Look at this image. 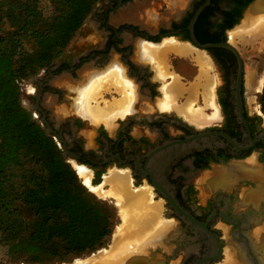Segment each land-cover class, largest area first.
Instances as JSON below:
<instances>
[{
    "label": "flooded vegetation",
    "instance_id": "1",
    "mask_svg": "<svg viewBox=\"0 0 264 264\" xmlns=\"http://www.w3.org/2000/svg\"><path fill=\"white\" fill-rule=\"evenodd\" d=\"M253 2L252 8L264 0H98L83 24L93 23L95 35L91 39L96 36V43L83 42L78 51L66 49L42 70V76H36L32 91L27 92L33 96L31 108L38 112V116L33 114L37 120L34 119L54 139L65 158L86 166L93 184L109 170H122L130 175L133 187L145 184L157 197L155 200H165L164 208L176 222L172 230L175 242L169 253L157 256L159 259L152 253L149 264L175 262L178 256L181 258L174 264H193L209 250L211 236L176 211L169 198L198 222L205 223L221 241V248L224 240L217 223L229 225L228 236L233 242L228 244L234 246L235 256L245 255L241 246L246 250L247 229L252 224L249 218L264 214V120L259 115L262 111L247 107L244 56L231 43L233 33H229ZM202 5L192 26L196 41L230 42L236 52L226 47L207 48L208 58L216 67L214 101L218 113L208 124L196 126L176 108L181 104L177 102L179 96L176 106L163 103L164 81L155 76L153 62L143 54L141 44L177 42L190 48V20ZM238 12L241 17L234 23ZM261 13L264 11L258 14ZM134 41L138 56L133 55ZM111 53L133 86V109L117 116L108 126L103 122L92 124L86 133L82 130L87 119L79 114L51 117L41 103L44 95H57L60 101L63 94L52 86L51 79L58 76L76 82L82 65L103 68L100 65ZM168 61L181 82L190 83V54H170ZM159 77L170 78L161 74ZM235 166L244 171L258 169L262 178L249 177L244 171L231 173ZM255 208H259L257 212ZM160 244L168 250L166 237ZM261 244L254 248L258 255L264 251V242ZM221 259L222 251L219 259L209 260L208 264Z\"/></svg>",
    "mask_w": 264,
    "mask_h": 264
},
{
    "label": "trees",
    "instance_id": "2",
    "mask_svg": "<svg viewBox=\"0 0 264 264\" xmlns=\"http://www.w3.org/2000/svg\"><path fill=\"white\" fill-rule=\"evenodd\" d=\"M97 1L0 0V247L13 262L93 253L118 223L21 103V83L61 56ZM259 102L264 116V82Z\"/></svg>",
    "mask_w": 264,
    "mask_h": 264
},
{
    "label": "bare ground",
    "instance_id": "3",
    "mask_svg": "<svg viewBox=\"0 0 264 264\" xmlns=\"http://www.w3.org/2000/svg\"><path fill=\"white\" fill-rule=\"evenodd\" d=\"M261 11H264V3L257 2L256 6H254L253 8L251 7L246 18L247 22L245 21L246 23H244L246 24V26L252 20H256V23L251 27L243 26V28H241L243 29L242 34L262 32L263 35L261 34L260 36H264V13L258 14ZM230 41L231 43L235 42L233 40V36H231ZM141 48L143 54L152 60L153 66L156 68V77H159L160 74L162 76L166 75L165 73H167L168 68L167 56L169 53L173 52L179 55L190 54V59L195 61L203 74L200 78H203L204 82L199 83L202 89H206L207 91L206 97H204V102L208 106L216 109L211 115H209V117H216L218 113L217 107L214 102V87L216 85V81L213 77H208L209 71L211 69V64L205 55L195 52L186 44L183 45L177 42H166L163 44L143 43L141 44ZM112 64L113 65L106 67V69L90 72L88 74L87 81H82V86H77L76 88H74L75 90H78V95L75 98L74 103L76 112L83 118L89 119L93 123L103 122L107 126L110 125L117 116H122L126 111L133 109V101L135 99L133 86L131 84V81L127 79L123 67H121L120 64L117 63ZM250 71L251 70L246 71V85L250 87L251 85L255 84V86L258 88L257 85L259 84V82L258 80L253 79L252 73ZM111 88L116 89V91L120 93V98L118 100L114 99L110 103L106 102L104 103L103 107H100L98 105V100L102 99L103 93L106 91L109 92ZM166 88L167 91L165 90V95L170 94L172 95V97L174 96L176 98L178 93L181 92L180 88H182L179 77H177L176 75H172L171 82L167 85ZM126 89L129 90L126 91ZM172 97L170 96L171 99L174 98ZM191 101L192 100L187 101L190 102V104H183V106L190 105V109L187 107H181L180 110L183 111L186 117H190V119H206L205 115L203 114V116L200 110V112H193ZM72 166L76 171L78 177L81 179L82 183L95 195L101 198L113 197L115 199L118 208V215L121 218L120 220L122 221L121 225L118 226L119 228H116L115 237L113 236L115 244H113L114 246H112L113 248L111 247V249L115 248V250H106V253L102 250L103 252H101V254L105 253L103 254L104 256H98L100 253H98V255L95 254L97 257L94 255L95 258L93 257V260L92 258L89 259L90 261L92 260V262L96 261V263L93 262L94 264H117L120 259L125 258L131 253L140 251L141 249H143V247H151V244L157 241L163 242V239L164 237H166L165 235H167V233H169V236L171 235L173 230L172 224L170 222H165L162 220V205L160 204V202L153 201L151 199L150 187L146 186L133 188L131 185L129 174L124 171H110L109 174L104 176V181H102V183L93 185L91 183V173L86 168V166L77 164L76 162H72ZM232 171H234L237 175L239 174V172H243L244 170L239 166H235L232 167L230 172L232 173ZM244 172L247 173V176L250 177H262L259 171L255 170L254 168L249 170L245 169ZM104 185H109L110 189H104ZM140 220L143 221V229L141 227L142 230H139L140 232L138 233L139 228H137V231L135 232L134 230H132V227L135 225L134 223H137V221L140 222ZM136 227L140 226H137L136 224ZM259 229L260 227L255 230L254 235L259 232ZM131 231H134V233H132ZM130 243L131 245L136 244L137 246L132 248ZM231 248L233 254L232 258H234V246H232ZM226 253L228 256L231 255L230 251L229 253L228 251H226ZM147 261L144 262V264H149V262ZM84 262L87 264L88 259H86V261Z\"/></svg>",
    "mask_w": 264,
    "mask_h": 264
},
{
    "label": "rangeland",
    "instance_id": "4",
    "mask_svg": "<svg viewBox=\"0 0 264 264\" xmlns=\"http://www.w3.org/2000/svg\"><path fill=\"white\" fill-rule=\"evenodd\" d=\"M42 7H43V10H44V12L46 14L50 11V8H49L48 3H46L45 1L43 2ZM246 12L247 11L245 10L244 13H243V15H242V18L232 28V30L229 31V33L230 32L233 33V40L235 41L234 42V44H235L234 46L238 50H240V52L242 53V56H244V61H245V64H244V74H245V76H246V71L251 70L250 72L252 73L253 79L258 80V82H259V84L257 85L258 88L255 86V84H253V85H251L249 87V86L246 85V78H245V87H246V94L245 95H246V104H247V107L250 110H252L253 107H254L256 110H258L260 112L261 111V106H260V102H259V97H260V94L262 92L263 82H264V36H260L261 34L263 35L262 32H255V33L252 32L253 34H247V33L242 34L243 29H241V28H243V26H246L245 23L247 22L246 18H247L248 13L246 14ZM255 23H256V20H252L251 22L248 23V25L246 27H249V26L251 27ZM246 29H248V28H246ZM240 31H241V34H240ZM235 33H237V34H235ZM92 35H95L94 26H93V23L91 21H89L87 23V25L86 24L83 25V31H80L79 30L76 33V35L73 37V39L71 40V42L69 43V45L67 46L66 49H71V50H77L78 51L79 50V46H81L83 42H85V43H92V44L96 43L95 42L96 36H94V38L92 40L91 39V36ZM84 38H87V40L84 41ZM132 45H133V55L134 56H138V47H137L136 41H134L132 43ZM190 47L195 52L202 53V55H205L207 57V59L209 60L208 53L205 50H200L199 48H196V47H194L191 44H190ZM170 54H175V53H170ZM169 55L167 56L168 68H167V73H165V74H166V76H169L170 78L163 79L164 83L162 84V96H161L163 98V103L166 104V105H168V106H176L175 105V101H176L177 97L179 96L178 99H177V102L178 103H181V104L180 105H177L176 108L180 109L181 106L186 103L187 99L190 98V100L193 101V108H202L203 109V112L207 116L210 115L212 113V110L213 109L206 107L205 106V103H204V97H206V94H207L206 89H203V96H202V88L201 87L198 88V91H196V92L194 91V87L196 86L195 84H198L199 82H204V80H203V78H200V77H202L201 75H203L202 72H201V69L195 63V61H193L191 59H190V83L184 85L181 82L183 80H180V78H179V81L181 82L182 88L184 87V88H186V90L184 88L183 89L180 88V90L182 92L180 94L178 93V95L176 96V98L173 96L175 98V100H172L170 98V96L172 97V95H170V94H167L168 96L165 95V93L167 91L166 90L167 89L166 87L171 82L172 75H176L177 76V74H175L169 68V61H168ZM249 55H252V56L249 57ZM245 56H247L249 58H246ZM115 61L116 60L113 57V53H111L110 54V57L107 60H105V62H103L104 64L102 63L100 65L102 67L104 66L103 68H99L98 69L97 68L98 66H89V67H87L86 64L82 65V67L77 71V75L78 76L76 78L77 79L76 82H70L69 80L67 81L66 79L63 80V78H59L58 76L55 77V78H52L51 79L52 86L54 88H56V89H60V90L63 91L62 99L60 101H57V95L51 96L49 93H46L44 95V98H43L42 102H41L42 105L49 111L50 116L53 117L54 119L57 116H60V115L61 116H64V115L72 114V113L78 114L76 112L75 107H74L75 98L78 95V93H77L78 90H75L74 88H76L77 86L78 87L79 86H82V81L83 82L84 81H87L88 74L90 72H92V71H100V70L106 69V67H109V66L113 65L112 63L119 64L118 62H115ZM210 64H211V69L209 71L208 77L209 78L213 77L214 80L215 79L217 80V77H216L217 76V74H216V67L212 64L211 61H210ZM42 70H40L35 76H32V77H36V76H39V75L42 76ZM177 77H179V76H177ZM29 79L24 80L21 83V103H22V105L26 109H28V110H30L32 112V115L35 113L38 116V112L37 111H34L33 108H31V104H33V96H32V94H28L27 93V92H31L32 91L30 89L33 86L32 82H27ZM198 85H200V84H198ZM215 88H216V86H215ZM128 90L129 89H126V91H128ZM120 96H121L120 93L118 91H116V89L111 88L109 92L106 91V92L103 93V98L98 100V105L100 107H103L104 106V103H106V102L107 103H110L114 99L115 100H118L120 98ZM210 111H211V113H210ZM259 115H260L261 119L264 120V116H263L262 112ZM84 120H86V118H84ZM208 120L209 119H206V120H199V119H197L195 121L194 119H190V122L194 123L196 126H202V125L208 124L210 122V120L209 121ZM86 121L87 122H84V127H83V130H82L83 133H86L87 130H88L87 128H90L92 124L95 125V124H98L99 123V122L98 123H93L89 119H87ZM39 124L41 125V123H39ZM85 141H86V143L89 142V140H85ZM57 147H58V145H57ZM65 160L73 168V166H72V162L73 161L71 159H69V158H65ZM255 170H258V169H255ZM110 171L111 172L112 171L114 172V171H122V170H114V169L113 170H109L107 173L103 174L102 177L98 178L94 184L92 183V174H91V183L93 185H98V184L102 183V181H104L103 180L104 176L107 175V174H109ZM259 173H260V171H259ZM260 178H262V177H260ZM130 179H131V177H130ZM79 180L82 183V181H81L80 178H79ZM131 182H132V180H131ZM131 185H132V183H131ZM139 187H146V185L145 184L144 185L142 184V186H138V188ZM104 189L108 190V189H110V186L109 185H104ZM87 190H88V192L92 193L96 198L105 201L108 205L114 206L116 208V210H117V215H118L117 204H116V201H115V199L113 197H106V198L102 197L101 198V197L95 195L88 188H87ZM151 199L153 201L155 199H157V197L153 196L152 191H151ZM156 201L160 202V204L162 205V212H161V218H162V220L165 221V222H170L172 224V228L174 229L176 227V222L172 218H169V210H168V208H164V202H165V200L158 198V200H156ZM258 209L259 208H255L256 212L258 211ZM257 217H259V216H257ZM257 217L256 216H251L249 218L250 221L252 222V224H251V227H249L247 229V235L249 237H251V238L254 237L255 230L259 228V226H260L259 223L261 221H264V214L259 217V220L260 221L257 222L258 224L255 222L257 220L256 219ZM120 219L121 218L118 215V223L114 226V228L112 230V234L110 235L107 244L104 247H102L101 249L96 250L95 252L90 253V254H87V255H82L80 257L72 258V259L67 260V261L54 262L52 264H64V263L65 264H83V263L86 264L84 262V261H86V259H88L87 264L89 262H90L89 264L96 263V261H93L94 263L92 262V260L95 258L94 257L95 254L98 255V253H100L98 256H101V255L104 256L103 254L106 253V250L107 251L108 250L110 251L111 247L114 246L113 244H115V243H114V240H113V236L115 237L116 228L118 226H120L121 223H122V221ZM138 222L139 221H137V223H134L135 224L134 225L135 227L132 225L135 228L134 229L132 227V230H134L136 232L137 231L136 229L139 228L138 229V233H139L143 229V227H142L143 226V223H142L143 221L140 220V222L139 223ZM136 224H137V226H140V227H136ZM141 227H142V229H141ZM217 228H218L219 234L222 236V240H224V244H223V248H222V259L219 260V261H217V262H215V263H213V264H230V263H232V261L234 259V258H232V256H233L232 250H231L232 248L230 247V244H228V241H231L232 240V238H230L228 236V231L230 229V226L229 225H226V224H224L222 222H219V223H217ZM263 228H264V225H263ZM260 230H261V228L259 229V231ZM134 231H131V232L134 233ZM173 233L174 232H172L170 236H169V234L165 235L166 236V241H169V244H168L169 247H168V250H166L167 252L165 251L164 248H162L160 246V245H164V244H160L161 243L160 241H157V242L151 244V248L150 247H147V249L153 253V256L154 257H157L160 254L161 255H164V254L170 252V247H173L174 242H175L174 239L176 237V235H173ZM231 242H233V240ZM165 244H167V243L165 242ZM130 245H131V243H130ZM136 246H137L136 244H132L131 245L132 248L133 247H136ZM102 250L105 251V253L101 254V252H103ZM112 250L114 251L115 248L114 249H111V251ZM226 251H228V253H229V251L231 252V255H230L231 257L227 255ZM91 258H92V260L90 261L89 259H91ZM100 258H97V259H100ZM180 258H181V256H178V261L180 260ZM165 260H167V259H165ZM178 261H175V262H178ZM175 262H174V260H171V261L167 260V264H174ZM0 264H27V263H25V262H13L12 260H9L8 257H7V255H6V253H5V248L3 246H1L0 247ZM35 264H38V263H35Z\"/></svg>",
    "mask_w": 264,
    "mask_h": 264
},
{
    "label": "water",
    "instance_id": "5",
    "mask_svg": "<svg viewBox=\"0 0 264 264\" xmlns=\"http://www.w3.org/2000/svg\"><path fill=\"white\" fill-rule=\"evenodd\" d=\"M254 3L255 2L250 4L247 9H249V7H251ZM203 7L204 5L200 6L197 9V11L194 13L192 19L190 20V44L196 48H199L200 50H205V51L209 47H226L236 52L235 47L230 42L200 44L196 41L192 33V26ZM34 79H36V77H31L27 82H32ZM46 134L48 135V132H46ZM169 200H170L171 205L175 207V210L181 213V215L184 218H186L192 224H197L201 226L205 230L207 235L211 236V240L209 241V250L206 252V254L201 259L196 260L193 264H208L209 260L216 261L217 259H219L221 256L222 248L220 245L221 241L217 238V236L214 233H211L206 228L205 223L198 222L188 212L184 211L182 208H178L172 198H169ZM263 225L260 226L261 231H259L257 234L254 235L253 241L250 240L249 237H247L245 241L246 250L243 249V247L241 246L242 251L244 250L243 252L245 253V255L243 253H240L239 256H234V259L232 263L230 264H264V251L263 253L258 255V251L254 250L255 246L257 245L260 246L262 245L261 243L264 242ZM150 256H152V252L149 251L146 246V247H143V249H141L140 251L131 253L125 258L120 259L117 264H144V262L149 260ZM155 259H159V257ZM160 260L162 261V259Z\"/></svg>",
    "mask_w": 264,
    "mask_h": 264
},
{
    "label": "crops",
    "instance_id": "6",
    "mask_svg": "<svg viewBox=\"0 0 264 264\" xmlns=\"http://www.w3.org/2000/svg\"><path fill=\"white\" fill-rule=\"evenodd\" d=\"M172 53H173V52H172ZM169 54H170V53H169ZM169 54H168V55H169ZM167 64H168V63H167ZM153 68H154V67H153ZM154 69H156V68H154ZM155 76H156V70H155ZM165 76H166V75H165ZM157 78L163 80V79L160 78V77H157ZM164 79H165V78H164ZM198 84H200V83H198ZM198 84H195L196 86L194 85V86H195V87H194V91H195V92L198 91V88H199V87H201V86L198 85ZM183 88H184V87H183ZM201 88H202V87H201ZM214 88H215V87H214ZM184 89L186 90V88H184ZM181 92H182V91H181ZM181 92H179V94H180ZM202 96H203V89H202ZM172 100H174V99H172ZM188 100L190 101V99H187V101H188ZM187 101H186V104H188V103L190 104V102H187ZM214 102H215V101H214ZM191 103H192V107H193V101H191ZM204 103H205V102H204ZM215 105H216V104H215ZM205 106L214 109L213 107L208 106L207 104H205ZM181 107H183V108H186V107H187V108L190 109V105H189V106H188V105H184V106L182 105ZM192 110H193V112H198V111L200 110V111L202 112L201 114H202V115L204 114L205 117H206V119H212V118H210L209 116H207L205 113H203V109H202V108H197V110H196V108H192ZM194 110H195V111H194ZM215 110H216V109H214V111H215ZM200 111H199V112H200ZM189 115H190V112H189ZM204 115H203V116H204ZM207 117H208V118H207ZM192 119L197 120V119H195V118H192ZM206 119L204 118V119H202V120H206ZM199 120H200V119H199ZM154 201H156V200H154ZM157 202H158V201H157Z\"/></svg>",
    "mask_w": 264,
    "mask_h": 264
}]
</instances>
